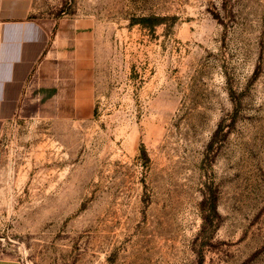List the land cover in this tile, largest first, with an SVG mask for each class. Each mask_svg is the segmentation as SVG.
<instances>
[{
  "label": "rangeland",
  "instance_id": "obj_1",
  "mask_svg": "<svg viewBox=\"0 0 264 264\" xmlns=\"http://www.w3.org/2000/svg\"><path fill=\"white\" fill-rule=\"evenodd\" d=\"M47 50L0 140V255L264 264V0H35Z\"/></svg>",
  "mask_w": 264,
  "mask_h": 264
},
{
  "label": "crops",
  "instance_id": "obj_2",
  "mask_svg": "<svg viewBox=\"0 0 264 264\" xmlns=\"http://www.w3.org/2000/svg\"><path fill=\"white\" fill-rule=\"evenodd\" d=\"M35 0H0V140L18 115L27 83L45 54L49 32L33 16ZM0 264H21L0 255Z\"/></svg>",
  "mask_w": 264,
  "mask_h": 264
}]
</instances>
